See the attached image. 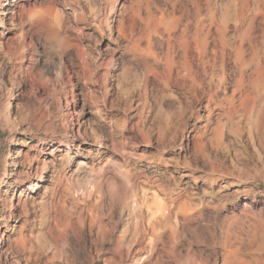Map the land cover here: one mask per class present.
Here are the masks:
<instances>
[{
	"label": "clouds",
	"instance_id": "obj_1",
	"mask_svg": "<svg viewBox=\"0 0 264 264\" xmlns=\"http://www.w3.org/2000/svg\"><path fill=\"white\" fill-rule=\"evenodd\" d=\"M4 3L14 10L0 14V191L24 186L25 194L17 204L0 194V246L7 244L0 264H125L136 242L134 202L144 187L170 205L174 196L196 199L219 209L221 220L248 204L264 212V124L246 122L248 146L230 141L232 149L223 155L181 150L188 121L199 109L209 105L211 111L231 99L221 79L224 87L238 88L246 68L264 76V65L255 58L241 63L243 44L253 33L264 57V0H217L215 9H232L230 67L198 71L199 83L181 81L178 94L156 87L150 96L147 77L156 69L167 74L166 45L189 6L198 13L195 0H0V12ZM204 7L215 15L207 0ZM9 30L15 35L6 39ZM144 42L161 53L160 60L144 54ZM180 43L177 57L183 54ZM249 88L264 111V80H250ZM13 144L23 146L14 155ZM144 145L150 146L146 155L139 152ZM237 145L249 161L242 167L224 163ZM33 193L50 198L33 200ZM101 193L106 204L96 205ZM14 208L21 210L24 225L12 239ZM90 209L102 212L107 227L85 228ZM42 210L74 217L70 230L58 233L54 223L45 228ZM122 221L127 226L113 244ZM252 243L245 237L230 245L241 257L238 264H264V239L258 242L259 257L243 255ZM139 251L146 255L130 264H144L151 249ZM179 264H213V257L187 256Z\"/></svg>",
	"mask_w": 264,
	"mask_h": 264
},
{
	"label": "rangeland",
	"instance_id": "obj_2",
	"mask_svg": "<svg viewBox=\"0 0 264 264\" xmlns=\"http://www.w3.org/2000/svg\"><path fill=\"white\" fill-rule=\"evenodd\" d=\"M195 2L200 6L198 13L196 9L189 6L188 15L172 32V39L166 45L168 52L167 74L156 69L152 75L147 77L144 86L149 96L156 87L172 89L174 93L178 94L182 90L181 81L193 85L199 83L198 71L213 74L217 65H222L225 71L230 67L229 53L232 41L229 37L232 34L233 25L228 21L231 18L232 9L217 10L212 7L217 0H207L212 12L215 13L210 16L207 14L208 9L204 7L206 0H195ZM220 2L227 4L230 3V0H220ZM177 9L176 15L180 16L181 5H177ZM13 10L14 7L11 3H4L3 11L0 14L10 16ZM36 10L43 11L40 5H36ZM161 15L166 17L167 13ZM208 26L213 34H211L209 46L205 35ZM14 35V31L9 30L6 39ZM254 36L253 33L252 36L245 39L241 50L242 65H247L253 58L260 65H264V57L260 55L259 44L253 38ZM178 39L181 41L180 46L183 49V54L179 57L175 55V45ZM239 44V41L235 42V46H239ZM141 48L149 59H161V53L151 43L144 42L141 44ZM181 67L184 69L183 72L179 70ZM250 72L251 69L244 70L243 80L238 88L231 84L224 87L223 79H221L220 87L224 88V95L231 99L225 100L219 107L213 106L211 111H209V105L199 109L198 114L188 121L181 142L182 151H203L209 155L215 151L223 155L226 148L232 149L230 141L236 139L241 140L244 146H248L249 133L245 130L246 126L242 127V134L239 136L227 134L226 130L229 125V115H232L235 121L245 119L242 115L243 108L247 105L250 96L249 81H258L264 78L259 72L252 75L249 74ZM135 107L136 105L133 104L134 109ZM252 120L261 124L258 117H252ZM213 145L214 148H212ZM22 147V145L13 144L10 151L14 155ZM144 148H150V146L144 145L139 149L140 154L146 155ZM248 151L251 153L253 149L249 146ZM7 162L10 170L13 161L8 158ZM224 163L242 167L249 161L245 159L241 146L237 145L236 151H231V159L225 160ZM187 179L186 175L185 181L181 182L182 187ZM0 194H6L12 198L13 204H17L19 197L25 194L24 186L17 188L14 193L0 191ZM69 194L76 195L77 193L70 192ZM88 195L91 197L93 192H89ZM42 198H50V196L46 197L44 194L37 195L35 193L31 195L33 200ZM134 203L136 242L131 248L129 261H126L125 264H130L134 258L145 256L146 253L139 251L145 246L151 251L147 253L148 259L144 261V264H179V261L186 259L187 256L200 259L209 255L213 257V264H238L241 257L233 252L230 245L234 240L238 241L245 237L253 243L245 249L243 255L250 258L252 256L259 257L261 254L258 242L264 239V212L257 209L254 204H248L241 211L233 212L221 220L219 209L210 210L203 202L196 199L175 196L170 205L154 188L149 187L142 188ZM102 204H106V198L101 193L96 199V205ZM20 211L19 208L13 209L14 219L11 221L13 231L8 233L9 238L14 239L18 229L24 225V221L18 219ZM129 211L131 208L125 211V216L129 215ZM168 217L171 219H167ZM29 219H33V217L30 216ZM72 219L74 217L70 218L66 212L56 214L42 210L40 224L48 228L52 227L54 223L58 233H66L70 230L69 225ZM80 219L83 220V216ZM84 224L86 229L95 231L97 225L107 227L108 220L103 218L101 211L90 209L88 220L84 221ZM126 226V222L123 221L117 225L113 244L116 243L119 233ZM25 234H29L28 229L25 230ZM127 239L131 240V233ZM105 247L108 248L110 245L106 244ZM6 249L7 244L0 246V252H5ZM105 259H107V254ZM97 264H101V262L97 261Z\"/></svg>",
	"mask_w": 264,
	"mask_h": 264
},
{
	"label": "bare ground",
	"instance_id": "obj_3",
	"mask_svg": "<svg viewBox=\"0 0 264 264\" xmlns=\"http://www.w3.org/2000/svg\"><path fill=\"white\" fill-rule=\"evenodd\" d=\"M211 34H212L211 28H210V26H208L207 30L205 32L206 41H207L208 46L210 45ZM262 80H264V78ZM258 81H260V80H258ZM257 86H259V84H257ZM243 112L244 113L242 116L245 118V119H241L243 121H241V120L235 121V120H233V116L229 115V125H228L227 130H226L227 134H230V135L234 134L235 136L241 135L242 134V127L246 126V122L251 121L252 117H258L259 120L261 121V124H264V111H260V102L255 98V94L252 93L251 91H250V96H249V100L247 102V105H245V107L243 108Z\"/></svg>",
	"mask_w": 264,
	"mask_h": 264
}]
</instances>
